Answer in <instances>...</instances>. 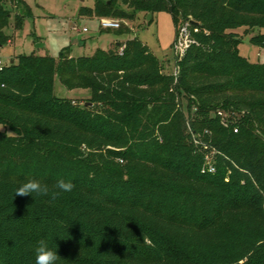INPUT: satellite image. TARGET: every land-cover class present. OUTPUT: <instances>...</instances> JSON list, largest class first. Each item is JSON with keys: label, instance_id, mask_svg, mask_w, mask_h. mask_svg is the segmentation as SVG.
I'll use <instances>...</instances> for the list:
<instances>
[{"label": "trees", "instance_id": "16d2710c", "mask_svg": "<svg viewBox=\"0 0 264 264\" xmlns=\"http://www.w3.org/2000/svg\"><path fill=\"white\" fill-rule=\"evenodd\" d=\"M159 10L176 28L193 21L177 76L136 37L121 53L19 55L0 68V125L12 133L0 130V264H35L41 239L57 264H264V231H251L264 223V63L239 54L235 31L264 28V0H94L80 13ZM250 42L264 48V33ZM57 76L85 101L57 96ZM212 150L215 171L201 172ZM29 179L75 188L14 196Z\"/></svg>", "mask_w": 264, "mask_h": 264}, {"label": "rangeland", "instance_id": "374dc122", "mask_svg": "<svg viewBox=\"0 0 264 264\" xmlns=\"http://www.w3.org/2000/svg\"><path fill=\"white\" fill-rule=\"evenodd\" d=\"M19 3L17 0L4 2L10 16L2 28L7 37L6 43L0 45V60L3 65L16 60L19 55L58 58L63 52L71 57H87L92 56L97 49L111 48L118 51L117 43L136 37L156 56L164 73L175 76L179 73L173 51L176 27L169 11L134 12L132 18L116 17L121 21L120 27H127L128 31L118 34L114 29H102L98 18L89 12L80 13L82 8L90 11L94 0H20ZM124 9L132 13V9L126 6ZM18 15L23 19L20 26L16 24ZM235 31L241 39L239 54L250 62L264 63V48L250 42L252 36L264 33V28L239 27ZM56 81L58 85H54V92L57 96L71 98L76 103L85 101L88 90H70L61 83L58 76ZM176 102L177 108L189 115L186 98L177 95ZM0 130L12 134L6 126L0 125ZM251 231L254 234L264 231V223L253 225Z\"/></svg>", "mask_w": 264, "mask_h": 264}, {"label": "built area", "instance_id": "2783aa9c", "mask_svg": "<svg viewBox=\"0 0 264 264\" xmlns=\"http://www.w3.org/2000/svg\"><path fill=\"white\" fill-rule=\"evenodd\" d=\"M98 21L102 29H114L115 30V29L120 28L121 26V21L114 17H100L98 18ZM190 24H191V20L186 19L180 22L176 28V37L173 43V51H174L175 58L177 59V62L180 59H182L187 49L191 46V44L194 43V40L190 32ZM83 31H86V28H83ZM118 52L119 53L122 52V47L119 48ZM2 66H3V63L0 60V68ZM219 114L222 115L223 117L225 116V114L221 111H219ZM221 123L224 126H228L226 118H221ZM233 131L237 132V126H233ZM191 132H192L193 143H195L196 145H200L202 148L208 147V143L203 141L198 134H196L193 131ZM205 133H207V131H205ZM213 153L214 151L212 150L210 153L205 154L204 163L202 165L201 172H214L215 171V165H214V161L212 158Z\"/></svg>", "mask_w": 264, "mask_h": 264}, {"label": "clouds", "instance_id": "9594fccd", "mask_svg": "<svg viewBox=\"0 0 264 264\" xmlns=\"http://www.w3.org/2000/svg\"><path fill=\"white\" fill-rule=\"evenodd\" d=\"M75 185L71 181L60 179L56 182L53 188L37 179H29L14 189V196L26 197L33 194L48 196L52 200H56L65 193H70L74 190ZM57 250L49 247L48 243L41 239L35 248V264H57L60 260Z\"/></svg>", "mask_w": 264, "mask_h": 264}, {"label": "water", "instance_id": "95a60500", "mask_svg": "<svg viewBox=\"0 0 264 264\" xmlns=\"http://www.w3.org/2000/svg\"><path fill=\"white\" fill-rule=\"evenodd\" d=\"M192 22H193V21H191V23H192ZM86 104H87V105H89L90 103H89V102H87Z\"/></svg>", "mask_w": 264, "mask_h": 264}, {"label": "crops", "instance_id": "0c3cea01", "mask_svg": "<svg viewBox=\"0 0 264 264\" xmlns=\"http://www.w3.org/2000/svg\"><path fill=\"white\" fill-rule=\"evenodd\" d=\"M118 44V43H117Z\"/></svg>", "mask_w": 264, "mask_h": 264}]
</instances>
